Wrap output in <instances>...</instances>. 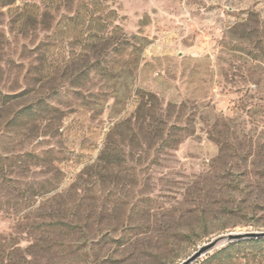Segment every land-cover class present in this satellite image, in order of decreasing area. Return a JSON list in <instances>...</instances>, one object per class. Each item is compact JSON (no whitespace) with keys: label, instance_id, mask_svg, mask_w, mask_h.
Returning <instances> with one entry per match:
<instances>
[{"label":"rangeland","instance_id":"1","mask_svg":"<svg viewBox=\"0 0 264 264\" xmlns=\"http://www.w3.org/2000/svg\"><path fill=\"white\" fill-rule=\"evenodd\" d=\"M229 231H264V0H0V264ZM227 247L194 264H264Z\"/></svg>","mask_w":264,"mask_h":264},{"label":"water","instance_id":"2","mask_svg":"<svg viewBox=\"0 0 264 264\" xmlns=\"http://www.w3.org/2000/svg\"><path fill=\"white\" fill-rule=\"evenodd\" d=\"M260 238H264V231H229L220 233L199 245L196 251L178 264H194L202 257L230 244Z\"/></svg>","mask_w":264,"mask_h":264},{"label":"trees","instance_id":"3","mask_svg":"<svg viewBox=\"0 0 264 264\" xmlns=\"http://www.w3.org/2000/svg\"><path fill=\"white\" fill-rule=\"evenodd\" d=\"M264 238H260V239H252V240H246V241H250V242H259V241H261V240H263ZM227 248L228 247H225L224 249H221V251H219V253H217V254H221V253H223V252H225L226 250H227ZM217 255H214V257H216ZM211 258H213V257H211Z\"/></svg>","mask_w":264,"mask_h":264}]
</instances>
